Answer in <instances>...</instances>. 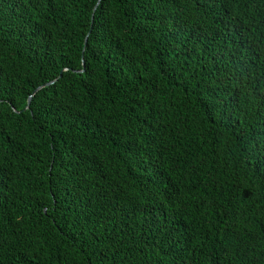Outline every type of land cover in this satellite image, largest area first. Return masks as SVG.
Returning <instances> with one entry per match:
<instances>
[{"label":"trees","instance_id":"trees-1","mask_svg":"<svg viewBox=\"0 0 264 264\" xmlns=\"http://www.w3.org/2000/svg\"><path fill=\"white\" fill-rule=\"evenodd\" d=\"M97 1L0 0V264H264V0Z\"/></svg>","mask_w":264,"mask_h":264},{"label":"water","instance_id":"water-1","mask_svg":"<svg viewBox=\"0 0 264 264\" xmlns=\"http://www.w3.org/2000/svg\"><path fill=\"white\" fill-rule=\"evenodd\" d=\"M99 1H100V0L97 1V3L95 4V6H94L93 9L96 8V6H97V4H98ZM91 18H92V16H91ZM86 40H87V36H86L85 39H84V44H85ZM83 48H84V47H83ZM52 82H53V80H52V81H49V82H47V83H45V84H43V85H40V86L36 87V88L33 90L32 94L29 95V97H28V99H27L26 106H25L24 109H26V108L29 107V103H30L31 97H32V95H33L38 89H40L41 87H43V86H45V85H49V84L52 83Z\"/></svg>","mask_w":264,"mask_h":264}]
</instances>
